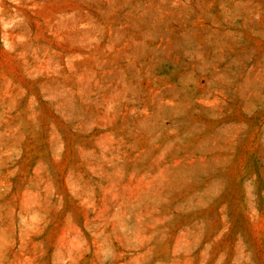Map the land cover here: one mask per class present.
Segmentation results:
<instances>
[{"label":"rangeland","instance_id":"obj_1","mask_svg":"<svg viewBox=\"0 0 264 264\" xmlns=\"http://www.w3.org/2000/svg\"><path fill=\"white\" fill-rule=\"evenodd\" d=\"M0 264H264V0H0Z\"/></svg>","mask_w":264,"mask_h":264}]
</instances>
